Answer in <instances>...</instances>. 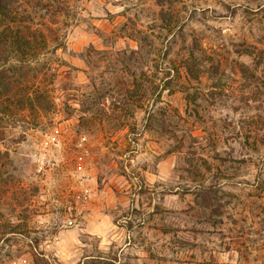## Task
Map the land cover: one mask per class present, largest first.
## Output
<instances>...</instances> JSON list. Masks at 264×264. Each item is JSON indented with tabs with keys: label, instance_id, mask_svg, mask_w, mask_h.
I'll return each mask as SVG.
<instances>
[{
	"label": "rangeland",
	"instance_id": "obj_1",
	"mask_svg": "<svg viewBox=\"0 0 264 264\" xmlns=\"http://www.w3.org/2000/svg\"><path fill=\"white\" fill-rule=\"evenodd\" d=\"M19 2L0 264H264V0Z\"/></svg>",
	"mask_w": 264,
	"mask_h": 264
},
{
	"label": "trees",
	"instance_id": "obj_2",
	"mask_svg": "<svg viewBox=\"0 0 264 264\" xmlns=\"http://www.w3.org/2000/svg\"><path fill=\"white\" fill-rule=\"evenodd\" d=\"M159 1L161 2V0ZM33 21L30 11L21 9L19 0H0V48L4 52L7 50L8 56L6 58L8 60L10 58H16L17 61L18 59L21 60V64H9V67L0 68V99L11 83L23 81L25 66L22 59L34 57L39 52L38 46H42V49L45 47V43L41 40V44H37L35 39L37 32ZM61 45L60 43L57 44V48ZM135 52L140 53V50L137 49ZM185 69L194 78H197L202 72L201 67L191 66L188 62ZM40 95L35 92L36 99Z\"/></svg>",
	"mask_w": 264,
	"mask_h": 264
}]
</instances>
